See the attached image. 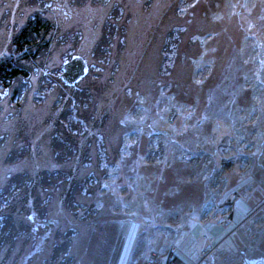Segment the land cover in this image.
<instances>
[{
	"label": "rangeland",
	"instance_id": "rangeland-1",
	"mask_svg": "<svg viewBox=\"0 0 264 264\" xmlns=\"http://www.w3.org/2000/svg\"><path fill=\"white\" fill-rule=\"evenodd\" d=\"M3 59L28 76L0 88V264H127L139 234L148 258L264 264V0H0Z\"/></svg>",
	"mask_w": 264,
	"mask_h": 264
},
{
	"label": "trees",
	"instance_id": "trees-1",
	"mask_svg": "<svg viewBox=\"0 0 264 264\" xmlns=\"http://www.w3.org/2000/svg\"><path fill=\"white\" fill-rule=\"evenodd\" d=\"M248 31L252 30L251 25H245ZM245 27V28H246ZM52 29V25L38 14L33 15L28 19L26 24L11 38L10 47L11 54L18 55L19 60L29 61L34 60L38 53L42 50L44 43H41L42 38ZM42 44V46L40 45ZM28 76L26 68L17 65L12 59H3L0 61V88L8 89L11 83L16 79H25ZM28 181V177L25 178ZM15 181V180H14ZM29 181H31L29 179ZM28 181V182H29ZM32 182V181H31ZM33 184V182H32ZM16 189H10V193ZM231 204V203H229ZM231 217V215H230ZM10 225L3 227V230H10ZM122 245L114 264H117L120 256ZM165 264H183L182 261L169 252L167 262Z\"/></svg>",
	"mask_w": 264,
	"mask_h": 264
},
{
	"label": "crops",
	"instance_id": "crops-1",
	"mask_svg": "<svg viewBox=\"0 0 264 264\" xmlns=\"http://www.w3.org/2000/svg\"><path fill=\"white\" fill-rule=\"evenodd\" d=\"M256 188H260V190L264 191V186L257 184V185L252 186V188H250V196L254 193L255 200L258 197H261V194L263 195L262 191H260V190L254 191ZM231 216H232V213H231ZM139 236H140V234L137 235V237L134 238V240H133V245L132 246H134L135 243L136 244H135V247L133 248V254L129 258V260L127 261V264H134L133 261H135V260L137 262L136 264H139V263H142L143 261L147 260L146 258H148V254H147L148 250L146 249V247H148V245H145V243L142 241L144 238H142V237L140 238ZM155 240H156V238L154 239V241ZM154 241H153V245H154ZM157 247H159L158 244L156 245V249L157 250H150L149 249L150 252L151 251H156L155 253L158 255V257L161 260H163L164 262H166L167 258H168V254H169L170 251H165V252L164 251H160ZM171 251L173 252L174 249L172 248ZM175 256H177L181 261H183L180 256H178V255H175Z\"/></svg>",
	"mask_w": 264,
	"mask_h": 264
},
{
	"label": "water",
	"instance_id": "water-1",
	"mask_svg": "<svg viewBox=\"0 0 264 264\" xmlns=\"http://www.w3.org/2000/svg\"><path fill=\"white\" fill-rule=\"evenodd\" d=\"M60 78L66 86H74L75 83L87 74L86 62L79 56H73L62 64Z\"/></svg>",
	"mask_w": 264,
	"mask_h": 264
},
{
	"label": "built area",
	"instance_id": "built-area-1",
	"mask_svg": "<svg viewBox=\"0 0 264 264\" xmlns=\"http://www.w3.org/2000/svg\"><path fill=\"white\" fill-rule=\"evenodd\" d=\"M203 254V253H202ZM156 257V259H155ZM145 264H165V262L158 258V256H155L151 254L147 260H145Z\"/></svg>",
	"mask_w": 264,
	"mask_h": 264
}]
</instances>
